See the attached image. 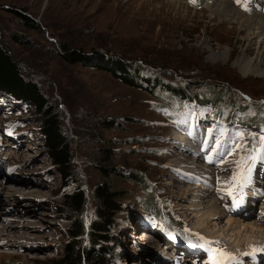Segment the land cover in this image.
Listing matches in <instances>:
<instances>
[{
	"label": "rangeland",
	"instance_id": "374dc122",
	"mask_svg": "<svg viewBox=\"0 0 264 264\" xmlns=\"http://www.w3.org/2000/svg\"><path fill=\"white\" fill-rule=\"evenodd\" d=\"M213 1L0 0L1 39L25 67L24 74L35 80L62 109L67 133L73 139L72 163L80 172L87 192L105 180L94 163L95 147L101 144L113 152L109 166L111 175L107 180L115 189L124 192L122 210L115 215L112 227L118 243L116 246L111 242L115 251L113 264H154L155 257L169 260L167 264H212L214 258L218 259L214 253L221 250V246L210 243L211 240L203 237L206 234L214 235L212 240L235 257L231 264H253L247 258H237L242 256L240 252L253 254L258 247L264 248V201L259 195L255 200L244 198L248 189H240L238 182L232 179L237 166L227 172L224 168H216L217 172L228 175L231 188L227 189L226 181L218 186L227 189L222 196L224 202H220L223 215L208 224L205 220L202 222L200 214L205 212L208 201L220 197L212 193L217 188L210 189L212 194L203 200L195 199L198 195L202 198V192L194 191L195 196L188 192L197 184L185 181L179 174L184 172L176 170L177 158L187 155V150L183 152L178 146L186 148L188 145L179 144L184 136L173 128L174 124L165 115L168 111L163 112L158 107L165 102L120 81L104 69L82 63L70 64L58 56L64 44L88 57L102 55L108 59L137 62L157 73L165 84L192 91H202L207 85L228 89L240 101L264 108V73H244L240 64L243 56H247L251 59V68L264 70V43L256 45L252 27L248 32L245 26L238 25L237 19H222ZM229 2L241 14L256 12L264 18V0H248L247 10L236 0ZM254 7L260 9L253 11ZM11 9L22 10L40 28L35 30L23 25ZM26 105L0 92V197L6 200H0V232L7 233L3 235L5 239L8 237L2 240L0 236V264H39L45 259L59 257L68 241L69 222L60 210L63 191L60 175L47 157L34 113ZM198 111L193 105L187 115H195ZM95 119H100V123L93 121ZM109 120L115 121L114 127L105 126ZM185 120L187 125L209 126L207 120L196 119L191 124ZM213 128L212 132L220 127H210ZM249 132L256 130L249 129ZM239 137L244 149H237L234 155L240 159L257 157L248 159L245 164V167L251 166L253 173L258 170L259 156L264 155V150L262 146L250 150ZM188 159L187 162L192 160ZM198 162V166L205 169L203 163ZM131 170L141 173L153 186L161 211L163 207L169 210L174 219L181 221L183 229L195 232L194 237L186 234L188 240L194 241L188 244L193 253L166 252L158 240L163 236L153 231V224L142 215L141 201L149 197L146 187L123 176ZM113 171L122 176H115ZM217 181H221L219 176H216ZM246 185L251 187L249 181ZM242 203L250 211L254 205L263 209L261 217L253 209L251 215L246 212L249 220L248 215L238 218H243L242 224L260 223L258 238L250 242L243 240L252 232L250 226L244 229L241 223L229 225L227 221L229 210L233 211ZM199 204L200 208H196L200 211L196 212L193 205ZM87 209H91L89 204ZM187 213H191L189 218ZM89 214L84 215L85 221ZM9 224L24 225L11 233L7 229ZM143 232L158 241L140 239Z\"/></svg>",
	"mask_w": 264,
	"mask_h": 264
},
{
	"label": "trees",
	"instance_id": "16d2710c",
	"mask_svg": "<svg viewBox=\"0 0 264 264\" xmlns=\"http://www.w3.org/2000/svg\"><path fill=\"white\" fill-rule=\"evenodd\" d=\"M11 12L18 15L23 25L35 30L40 28L39 24L22 10L11 9ZM58 56L70 64L82 63L104 69L120 81L138 87L157 100L165 102V105L160 104L158 107L163 112L168 111L165 115L170 123L179 124L178 122L183 119L192 121L200 118L224 128L237 124L249 149L259 146L264 138V108L240 101L237 95L228 89L207 85L202 91H192L186 87L165 84L157 73L137 62L130 63L119 58L108 59L102 55L88 57L79 50L67 48L64 44H61ZM24 68L14 58L0 36V92L9 95L15 101L27 104L28 110L32 109L43 136L47 157L60 175L63 188L60 210L69 222L66 230L68 241L62 254L59 257L45 259L39 264H113L115 251L111 242L116 246L118 243L112 227L116 221L115 215L122 210L124 197V192L115 189L107 180L111 175L109 166L113 152L101 144L95 147L94 163L105 180L96 183L87 192L80 172L72 163L73 139L67 133L62 109L44 93L35 80L24 74ZM193 105L197 106L199 111L188 116L187 113ZM93 121L100 123V119ZM114 125L115 121L105 122L106 127L111 128ZM249 129L256 132H249ZM91 132L89 131V134ZM113 173L115 176H122L120 172ZM123 176L135 179L146 187V194H149V197H144L141 201L143 207L141 211L147 220L153 222L160 230L182 234L181 221L174 219V215L164 207L161 211L153 186L141 173L131 170ZM69 187L70 189H65ZM88 204L91 207L90 212L87 209ZM87 212L90 214L85 221L84 215Z\"/></svg>",
	"mask_w": 264,
	"mask_h": 264
},
{
	"label": "bare ground",
	"instance_id": "6f19581e",
	"mask_svg": "<svg viewBox=\"0 0 264 264\" xmlns=\"http://www.w3.org/2000/svg\"><path fill=\"white\" fill-rule=\"evenodd\" d=\"M213 4H215L217 10L221 11L222 15H219V16L222 19H227V20H236L237 19L236 21H237L238 25L240 27L245 26V29L248 32L251 30V27H252L253 28V34H254L253 38H255V40H256L255 41L256 45L258 43H264V18L260 17L259 13L257 14L256 12H254V14L251 13L252 15L241 14V13H239V11L236 10L234 4L229 2V0H214ZM259 9L257 8V10H259ZM253 11H255V10H253ZM243 18H245V20H243ZM250 63H251V59L249 57H247V56H243V59H242L240 64H242L241 69H242V71L244 73L248 72V71L254 72L257 75H261L262 73H264V70H261L259 68L254 70L256 67L255 68L252 67L253 68L252 69L251 66H250ZM184 139H185V141H184ZM209 140H210V143H208L206 145L205 142L203 143L202 138L194 136V137H192L190 139H187L186 136H184L182 138V141H179V144H181V142H184L191 149L188 148V146H186V148H183V146H185V145H179L178 148L182 149L183 152H185L187 150V152H186L187 155H185V154L184 155L182 154V156L180 155V157H178L177 161H176V163L178 165V166L176 165V167H177L176 170L177 171L181 170V171L184 172L183 174L182 173H179V174L185 179V181L197 184V185L191 187L190 191H188L190 193V195H192L194 193V191H196L199 194H200V192H202L201 193L203 195L202 198H201V196L198 195V197H195V199H197V200H199V199L201 200L202 199L203 200V199H206L207 197L209 198L210 197L209 194L213 193V195H215V196L219 194L220 198L215 199V200H213L214 198L210 199L208 201L207 205L205 206L206 207L205 212L200 214V215H202V218H201L202 222L205 220V221H207V224L210 223L211 220L214 219L215 217L218 218V217L223 215L224 209L221 208V203H223L224 201H223V197L222 196H224L225 190L231 188V186H230V184L228 182L229 180L227 179L228 175H224V174L219 175L221 181H219L218 183H215L216 176H218V172L216 171V168H215V166L212 163L208 162V164H207L208 169L200 168V166H198V164H199L198 161H200V163H203V160H204L203 156H211L212 157L219 150V148L214 147V145H213L214 140L212 138H210ZM213 149H215V150H213ZM181 152L182 151H180V153ZM187 157H189V159L192 158V160L187 162L186 161ZM185 167H187V168H185ZM0 171H1V168H0ZM223 171L227 172L228 170H223ZM202 173H204V175ZM229 176H231V175H229ZM225 177H226V179H225ZM14 181H16V179H14ZM222 181H226L227 189L226 188L225 189L222 188V186L218 187L220 185H223ZM249 181H250L251 187L248 188L247 185L243 187V189H248V190L245 191L246 193L244 194V198H247V200H248V198H252V199L254 198V200H255L256 199L255 197H257L259 195V197L261 199H263V201H264V168L262 166H259V169L256 170L253 174L250 175ZM229 186H230V188H229ZM216 188H217V190H216ZM210 189H214V191L215 190L216 191L212 192V191H210ZM218 189H224V190L222 192H220V191H218ZM210 192H212V193H210ZM194 196H195V193H194ZM0 200H2L4 202L6 201L5 198H2V197H0ZM193 206H194L195 209H197L196 212L200 211V209H198V208H200L201 204L193 205ZM196 207H198V208H196ZM189 209H191V208L189 207ZM253 209H255V211L258 212V214H259L258 216L261 217V211H263V209L262 210L260 208L258 209L257 205H254L253 208L251 209V211L248 208V206H244L243 203L239 204L237 207H235L233 211L229 210L230 213H228V214H230V215H228L229 217H228V220H227L229 222V225L241 223L243 221L242 220L243 218L241 220H238V218L243 217V215H248V214H246V212L251 215ZM231 213H232V215H231ZM190 214L187 213V217L188 218L190 217ZM233 216H236V217L233 218ZM190 220H192V218ZM248 220H249V215H248ZM19 225L21 226L22 224H19ZM246 225L250 226L249 228H251L252 232L249 233L247 237H245L247 235L246 234L244 236L243 240H245V242H247V241L250 242L251 239L258 238L257 237V231L261 230L260 229L261 228L260 223H258L256 221V222H253V223L242 224V226H245L244 229L247 228ZM7 226H8L7 229L11 233H15L16 232L15 229L20 227V226L16 227L14 224H9ZM3 229H1V230H3ZM13 230H15V231H13ZM9 231H8V233H9ZM6 234L0 232V236H1L2 240L5 239V237L3 235H6ZM213 236L214 235H207V234L203 235V237L207 238L208 240H212ZM155 238L156 237H154L153 235H151L149 233H146V232H143V235L140 237V239H143L145 241H147V240H157ZM7 239H8V237H7ZM7 239H5V240H7ZM159 241L161 242V240H159ZM219 242H221L224 246L227 245V243L224 242V240H222V241L219 240ZM255 243L257 244V241H255ZM228 245H229V243H228ZM142 250L140 251V255H142L144 253V252L142 253ZM173 250H176L175 252L178 255L179 250L176 249V248H174ZM184 252H186V253H184L186 255L188 253L193 252V250L190 249V248H187V250L184 251ZM148 253H150V255H152V252H148ZM250 253H251V251L240 252L239 255H242V256L241 257H237V258H240V259L241 258H247V259L251 260V262H253V264H264V251L262 250V248L258 247L257 252H254L253 254H250ZM171 257H173V256H171ZM178 260L179 259H177L176 263H178ZM153 261H156L154 264H167L168 262H170L169 260H163V259H161L159 257H155V259L152 260V262Z\"/></svg>",
	"mask_w": 264,
	"mask_h": 264
},
{
	"label": "snow or ice",
	"instance_id": "6c2138e0",
	"mask_svg": "<svg viewBox=\"0 0 264 264\" xmlns=\"http://www.w3.org/2000/svg\"><path fill=\"white\" fill-rule=\"evenodd\" d=\"M190 2L195 3L196 0H190ZM247 2H248V0H236V3L241 4L242 6H245V10H247L246 9ZM178 123H185V121H179ZM188 135L192 136L193 133L192 132H188ZM221 135H223V133H221ZM236 135L239 137L242 134L241 133H237ZM208 143H210V140L205 142L206 145ZM220 143L221 142L217 139V141H216V147L217 148L219 147ZM237 149L243 150L244 146L241 145V144H237L236 147L231 149L227 154L231 155ZM213 150H215V149H213ZM262 150H264V138H262ZM256 158L257 157L244 156V157H241V159L239 161H236L237 171L234 173L232 179L238 182V186L241 189H243V187L246 186V184L248 183V181L250 179L251 166L245 167L246 161L248 159H256ZM259 159L261 161H264V155L259 156ZM206 160L209 163H215L216 162V161H214L212 159L211 156H206ZM206 243H209V242H206ZM210 243H218V242H210ZM215 256H219L222 259H215L214 258L212 260V264H231V262L235 260V257H233L231 254H229L227 252H224L223 250H217V252L214 253V257Z\"/></svg>",
	"mask_w": 264,
	"mask_h": 264
},
{
	"label": "water",
	"instance_id": "95a60500",
	"mask_svg": "<svg viewBox=\"0 0 264 264\" xmlns=\"http://www.w3.org/2000/svg\"><path fill=\"white\" fill-rule=\"evenodd\" d=\"M14 10H17V9H14Z\"/></svg>",
	"mask_w": 264,
	"mask_h": 264
}]
</instances>
